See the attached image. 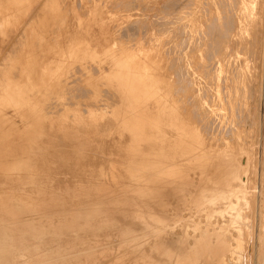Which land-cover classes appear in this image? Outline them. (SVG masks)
<instances>
[{
    "label": "rangeland",
    "instance_id": "1",
    "mask_svg": "<svg viewBox=\"0 0 264 264\" xmlns=\"http://www.w3.org/2000/svg\"><path fill=\"white\" fill-rule=\"evenodd\" d=\"M35 1L0 0V189L21 195L102 179L110 188L123 185L128 190L132 172L168 173L184 167L176 160L181 153L172 149L180 142L190 168L203 157L208 182L231 166L241 176L249 207L244 205L243 211L253 234L245 236L238 263L255 264L261 223L264 229V0ZM217 27L222 31L214 35L211 28ZM166 97L185 117L184 128L161 126L156 107ZM188 172L195 191L198 170ZM220 189L222 195L227 191ZM112 195L117 197L114 191ZM169 201L173 203L171 197ZM123 207L135 219L134 207ZM89 221L99 225L97 218ZM114 228L75 236L105 237L117 233ZM47 242L36 244L51 250ZM110 242L113 250L128 248L122 237L102 245ZM93 249L100 250L92 244L84 248Z\"/></svg>",
    "mask_w": 264,
    "mask_h": 264
},
{
    "label": "bare ground",
    "instance_id": "2",
    "mask_svg": "<svg viewBox=\"0 0 264 264\" xmlns=\"http://www.w3.org/2000/svg\"><path fill=\"white\" fill-rule=\"evenodd\" d=\"M221 1L220 3L223 2ZM188 3L190 4V2ZM40 5L42 4L40 3ZM224 5H226V3ZM37 8L42 9L40 6ZM153 14L155 15V13ZM33 20L35 21V19ZM212 20L214 19L212 18ZM228 22L232 23L234 21L228 20ZM143 23L145 22H142V24ZM167 23H169V21ZM216 24L218 25V23ZM216 24L214 23L215 27ZM225 24L227 25V23ZM219 25H220L219 27H222L221 24ZM217 28L216 29L211 28V31L214 30V35L216 30H220V28L219 29ZM225 28L228 27L226 26ZM230 28L232 30V27ZM222 29H224V27ZM10 31H7L6 29V32H10ZM207 32L209 33V30ZM219 32L217 31L218 35ZM226 33L228 34V31ZM224 37L226 36L224 35ZM219 39H221V37ZM199 40L202 39L200 38ZM213 47L216 48L215 45ZM15 48H17V46ZM198 65L199 64H197V66ZM177 69L179 70V68ZM178 70L176 71V73L178 72ZM181 70L183 72V69ZM114 78L116 79L117 76ZM171 83L172 85H174L173 80ZM132 87H134V85ZM68 88L70 89V87ZM174 88L172 86V89ZM77 89L78 88L76 87V90ZM152 92L153 91H151V93ZM156 109L161 111L160 117L162 118V123H161L162 127L169 125L173 126L174 124H178L179 126H181L180 128H184V126H186L185 117H183L180 114L179 111L180 109L178 107L171 106L169 104V99L167 97L163 99L162 104L159 105V107H156ZM247 111L250 112L249 110ZM200 125H202V123ZM229 133H230V129H229ZM230 135H228V137ZM179 143H174L172 149L177 150L181 153L180 155H177L176 157L177 159L176 158L175 159L179 161L178 162L179 164H185L184 167L180 168L179 170L170 169L171 171H169L168 173H162L156 170L152 172L151 171L148 172L147 170L132 172L128 177V182L131 183L130 185L131 187H129L128 190L125 189L123 185L122 186L115 185L116 187L114 186L113 188H110L109 185L103 183L102 179L101 180L99 179L97 181L94 179L95 181H91L90 179L91 176H88L89 177L88 179H90V181H81L74 183L68 181L69 183L72 184L63 183L61 186H59L58 184L56 186L51 185L46 187V189L44 190L41 189L35 191L32 190L33 192L23 193L21 195H16L12 191H5L0 189V264H242V263H238V261L239 260L242 261L243 260L242 257H244L243 252L245 249L244 246L246 245L245 236H249L252 238L253 228L251 224L252 222L250 223L249 216H247L246 213H244L243 211L244 208L248 207V202L246 200L247 198L245 199L242 194L243 189L241 184L242 180L240 178L241 176L240 177L237 176L234 171L235 167L231 166L230 168H226L224 170H221L213 174L211 176L212 179L208 182L205 179V173L208 170L205 165V162L203 161V157L201 156V159L198 157L200 160L197 161V164L194 167L190 168L187 165L191 163V160H189L190 158L184 157L187 148L185 149L181 148V145H179ZM182 153H184V155H182ZM132 160L133 157L126 160V163L131 164ZM3 165L5 164L3 163ZM88 168L90 167L87 166L86 169L88 170ZM189 169L198 170L199 176L195 191L193 188H191L193 183L191 182V179H189L188 176ZM164 170H169V169H164ZM29 172L32 173L31 171ZM101 175H105V173L101 171ZM62 181L64 182V179H62ZM221 186H224L227 190V191L224 190V192H226L223 193L224 195L221 194V189H220ZM113 191L116 193L117 197L112 195ZM230 196H234L236 200L231 199ZM170 197L173 199V203H171L172 201L171 202L169 201ZM263 197H264V190H263ZM240 202L241 204H239ZM123 205L134 207L133 211H135L136 213L134 217L135 219L128 217ZM260 217L262 220H264V213L261 214ZM90 218L93 219L97 218L99 221V225L98 226L92 225L91 222L89 221ZM262 226L263 224L261 223L259 231L256 235V239L258 240L260 245L258 246L256 260L254 259L255 264H264V229H262L263 228ZM101 227L110 228V229L115 227L114 230L117 231V233L114 232V234L105 237H101L100 234V236H98L97 238H91V239L83 237L82 235L75 236V234L81 232H86L94 229L99 230ZM103 234H105V232ZM59 236H61L62 240L60 239ZM137 236L139 237V240L134 239V237L136 238ZM57 237L61 241H58ZM118 237L127 239V243H125V245H127L126 247H128L127 250H121L120 248L121 245L116 246V248L113 250L114 247L111 244L112 243L116 244L117 242L115 243L111 241L112 243L111 242L110 244L107 243L109 246H107V244L106 246L102 245V242L105 241L108 242L109 239H113V238L117 239ZM127 237H129L130 239ZM46 238L48 240L47 243L49 247H52V249L44 251L43 249L45 247H42L43 246L42 244L37 245L36 243L40 239H46ZM132 239H134L135 241L130 242L132 241ZM89 241H91L92 243H89ZM251 243L252 241L250 243L249 242L247 243L249 247L253 246L251 245ZM88 244H92L94 247L100 248V250H95L96 249L95 248L93 249V251H85L84 248L88 246ZM95 254L97 256H95ZM37 258H39L37 261L31 262V260ZM251 261L249 260V264H252Z\"/></svg>",
    "mask_w": 264,
    "mask_h": 264
}]
</instances>
